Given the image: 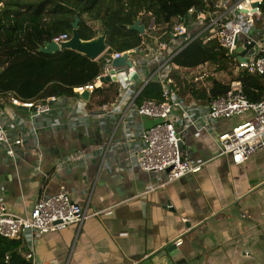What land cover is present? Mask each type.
Here are the masks:
<instances>
[{
	"label": "crops",
	"instance_id": "0c3cea01",
	"mask_svg": "<svg viewBox=\"0 0 264 264\" xmlns=\"http://www.w3.org/2000/svg\"><path fill=\"white\" fill-rule=\"evenodd\" d=\"M257 28L264 31V23ZM153 69L149 65L139 81L112 80L125 92L101 106L93 93L87 99L61 96L50 113L33 118L31 110L11 104L12 96L0 99L7 134L27 136L14 156L0 146V204L26 217L37 201L67 191L88 211L80 228L18 240L31 264H139L179 241L184 264H264V150L237 165L220 154L216 140L248 115L219 120L211 133L189 130L183 148L201 170L171 183L165 173H148L136 164L131 142L106 157L95 152L112 138L138 139L158 122L99 115L104 105L124 109L135 97L139 105L138 89ZM185 92L179 94L187 97ZM78 152L84 161L62 164Z\"/></svg>",
	"mask_w": 264,
	"mask_h": 264
},
{
	"label": "built area",
	"instance_id": "2783aa9c",
	"mask_svg": "<svg viewBox=\"0 0 264 264\" xmlns=\"http://www.w3.org/2000/svg\"><path fill=\"white\" fill-rule=\"evenodd\" d=\"M259 23H264V0H207L204 10L190 9L184 16L173 18L167 24V32L162 35H158L152 20L146 28L151 41L140 48L113 54L105 51L96 59L102 60V73L93 83L75 88L78 96H82L84 92L93 93L111 82L113 77L119 82H135L129 77L132 73H137L139 81L141 73H145L151 65L154 69L140 84L137 96L153 81L161 85L162 101L150 100L136 105L135 97L124 109L118 105H104L100 116L113 114L127 121L132 116L139 115L158 122L145 129L138 139L127 137L125 141L116 142L112 138L104 148L95 152L106 157L108 151L122 148L131 142L130 156L136 158V164L148 173H165L167 182L171 183L201 170L202 164L191 161L183 148L185 134L189 130L193 129L198 134L211 133L217 121L245 115H248L245 121L218 134L216 140L220 154L230 156L232 162L239 165L257 151L264 150V96L257 103L249 102L242 83L238 80L240 72L264 78V31L258 32ZM252 30L254 36L249 34ZM163 36H167V40H162ZM70 38L68 34H62L53 40L61 44ZM195 41L203 45L217 42L227 51V56L237 63L228 91L209 103H203L190 94L187 97L181 96L172 76L176 70H182L181 78L186 83L195 84L197 88H204L209 93L214 75L208 72V63L193 69L179 68L173 64V58ZM252 41L255 42L253 54L240 62L237 50L239 47L244 49ZM126 54L127 62L131 64L115 67L113 62ZM106 78L108 80L103 82ZM118 91L123 94L125 88L120 87ZM60 97L52 96L35 102H24L11 97L10 102L16 107L31 110L33 118H37L50 113ZM84 107L83 104L79 105V111ZM3 115V105L0 102V146H5L8 154L14 156L16 149L24 146L27 136L20 133L11 138L2 123ZM84 158V152H78L62 164L73 165L84 161ZM87 218V209L73 202L67 191H61L37 201L26 217L8 212L0 204V236L17 241L32 239L38 234L59 232L71 225L80 228ZM181 243L179 241L177 245Z\"/></svg>",
	"mask_w": 264,
	"mask_h": 264
},
{
	"label": "trees",
	"instance_id": "16d2710c",
	"mask_svg": "<svg viewBox=\"0 0 264 264\" xmlns=\"http://www.w3.org/2000/svg\"><path fill=\"white\" fill-rule=\"evenodd\" d=\"M206 0H0V99L9 96L21 101H39L52 96L75 97V88L93 83L102 73V60H93L70 49L44 54L40 48L62 34L72 36V24L80 19L81 40L91 41L108 32L109 53H122L140 48L151 41L148 33L140 35L128 27L141 18L146 28L154 20L159 34L167 32V24L182 17L190 9L204 10ZM227 51L217 42L203 45L195 41L173 58L179 68L193 69L206 63L218 70L228 67ZM176 73V72H175ZM179 93L186 90L204 103L224 95L229 84L212 79L209 93L195 84H188L177 74ZM244 94L257 103L264 96V78L240 72ZM117 82L97 88L93 98L98 105L118 95ZM162 101V88L150 82L140 92L137 103ZM21 241L0 236V264H31Z\"/></svg>",
	"mask_w": 264,
	"mask_h": 264
},
{
	"label": "water",
	"instance_id": "95a60500",
	"mask_svg": "<svg viewBox=\"0 0 264 264\" xmlns=\"http://www.w3.org/2000/svg\"><path fill=\"white\" fill-rule=\"evenodd\" d=\"M80 19L78 17L75 18L74 23L72 24L73 32L70 40L63 42L61 44H57L54 42L52 37V40L47 43L45 46L40 48V52L44 54H52L58 51H61L63 49H70L73 51H76L80 54H83L93 60H96L99 58L104 51L107 48L106 45V38L108 32L106 31L104 34L98 36L97 38L91 40V41H83L80 39L78 34V25H79ZM129 30L136 31L140 35H144L146 33V26L144 24H141V18L139 17L138 20L135 22L134 25L128 27ZM255 45V42L252 41L250 44H247L244 46V49L242 47H239L237 50L238 53V60L240 62L245 61L246 58L250 57L251 54H253V47ZM128 55H124L123 57L116 59L113 62V65L115 67H122L125 65H130V62H127ZM0 71H3L2 69ZM114 81L116 80V77L112 78ZM131 80L138 79L137 73H132L129 77ZM108 79L102 80L107 81ZM89 96V92H84L82 94V97L87 99ZM184 260L182 257V254L177 247V242H173L171 244H168L167 246H164L160 250L156 251L155 253L148 256L145 260H143L139 264H184Z\"/></svg>",
	"mask_w": 264,
	"mask_h": 264
},
{
	"label": "rangeland",
	"instance_id": "374dc122",
	"mask_svg": "<svg viewBox=\"0 0 264 264\" xmlns=\"http://www.w3.org/2000/svg\"><path fill=\"white\" fill-rule=\"evenodd\" d=\"M226 61H227L226 63L228 64V67L224 70H218L216 64L208 63L206 66L208 72L210 74H212V76L214 75L212 78L219 80V81L223 82L224 84L229 83V81L231 80V78L233 76V72H234V70H236L235 68L237 66L236 60H234L231 57L227 58Z\"/></svg>",
	"mask_w": 264,
	"mask_h": 264
}]
</instances>
